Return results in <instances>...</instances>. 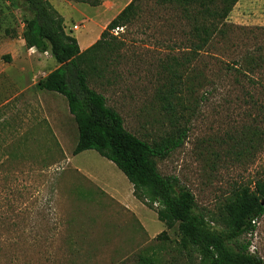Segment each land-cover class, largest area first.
Listing matches in <instances>:
<instances>
[{
  "label": "rangeland",
  "instance_id": "374dc122",
  "mask_svg": "<svg viewBox=\"0 0 264 264\" xmlns=\"http://www.w3.org/2000/svg\"><path fill=\"white\" fill-rule=\"evenodd\" d=\"M129 2L107 3L103 10L67 6L66 32L77 28L73 34L83 41L89 30L101 31L106 12L120 14ZM11 8L9 25L17 36L31 15ZM142 10L132 26L114 33L124 42L119 60L90 77L89 86L106 98L129 133L149 144L176 127L188 130L184 145L158 161L159 172L176 177L193 194L197 212L223 231L226 198L264 178V123L258 111L264 105V69L254 83L238 73L247 54L264 58V0L238 3L208 54L190 68L205 77V89L172 101L173 113L165 101L171 72L183 78L193 74L180 66L187 55L182 51L186 29L175 14L153 11L150 3ZM31 56L29 64L36 51ZM49 98L42 97L48 109L53 105ZM61 98L52 122L42 108L36 113L23 106L15 112L0 109V264H122L144 253L168 264H198L196 255L180 250L178 227L168 230L159 222L157 209L134 197L115 165L94 151L73 156L79 134L73 118L64 117L68 102ZM249 130L262 135L254 150L246 145ZM256 227L247 239L251 252L264 261V217ZM164 232L169 241L157 240Z\"/></svg>",
  "mask_w": 264,
  "mask_h": 264
},
{
  "label": "trees",
  "instance_id": "16d2710c",
  "mask_svg": "<svg viewBox=\"0 0 264 264\" xmlns=\"http://www.w3.org/2000/svg\"><path fill=\"white\" fill-rule=\"evenodd\" d=\"M18 1L31 15L24 22L26 47L40 54H51L59 66L39 82L37 89L67 100L79 134L73 156L94 151L115 165L132 185L134 197L148 208L157 209L159 222L168 230L178 227L180 250L196 255L198 264H264L251 252L252 242L247 239L256 233L257 222L264 217V178L233 190L223 205L225 229L217 231L207 217L197 212L193 194L176 177H164L158 169V161L166 160L184 145L188 130L176 127L168 137L149 144L129 133L122 117L107 106L106 98L89 86L90 77L106 72L113 61L119 60L124 42L114 33L132 26L143 14L142 5L150 3L153 11L175 14L186 29L182 51L187 55L182 57L180 66L186 68V74L194 75L183 78L179 71L171 72L165 101L173 113L172 101L180 102L185 94L194 97L205 89V77L190 68L193 61L208 54L212 40L241 0H133L107 26L100 40L84 52L78 40L66 32L65 19L48 0ZM66 1L92 7L101 5V0ZM242 62L244 67L238 73L254 83V76L264 69V58L247 54ZM226 72L229 74L230 70ZM250 98L255 102L254 97ZM258 111L264 123V105ZM248 134L246 145L254 150L262 135L252 130ZM157 240L166 242L169 237L164 232ZM122 264L168 263L161 256L144 253L135 261Z\"/></svg>",
  "mask_w": 264,
  "mask_h": 264
},
{
  "label": "crops",
  "instance_id": "0c3cea01",
  "mask_svg": "<svg viewBox=\"0 0 264 264\" xmlns=\"http://www.w3.org/2000/svg\"><path fill=\"white\" fill-rule=\"evenodd\" d=\"M129 0H101V5L97 7L98 10H103L105 4H119L124 6ZM133 0H130L132 2ZM49 2L54 6V8L61 14L65 19V24H68V20L64 13L67 6H79L85 4L70 3L66 0H49ZM129 2V4H130ZM128 4V5H129ZM12 6H17L19 10H24L25 7L21 8V2L15 5L14 0H0V109L3 111H19L24 110L21 106L25 107L27 111L31 113H36L40 108L41 111L47 112V122H52L53 118L57 114L56 109H60L62 105V96L58 94H50L48 92L39 91L37 89L38 82L44 80L50 73L55 71L59 66L51 56V54H40L35 49H28L26 43L23 39V33L25 27H22L17 36L11 32L10 29V19ZM93 8V7H92ZM126 8V7H125ZM123 8L122 11L125 9ZM107 21L101 27L99 33L89 30L83 37V41H78L81 51H86L92 47L101 37L103 31L107 28L109 22L114 20L118 14H112L111 11L106 12ZM86 24L90 23L89 19L85 20ZM75 25L73 26V28ZM79 30H71V35L74 36V32ZM77 40L78 38L75 37ZM36 51V56L33 57L34 61L31 64L28 62L31 60V55ZM4 55H10L3 57ZM25 89L24 91H22ZM43 95H49L51 98L47 101H51L53 105L50 104V109L43 106L44 101H42ZM55 105V107H54ZM10 106V107H9ZM42 106V107H41ZM9 107V108H8ZM25 109V110H26ZM65 111V108L63 109ZM69 111V107H68ZM67 113V111H66ZM54 114V115H52ZM49 116V117H48ZM69 114H64V117L69 120ZM72 117V116H71ZM53 126V125H50Z\"/></svg>",
  "mask_w": 264,
  "mask_h": 264
},
{
  "label": "built area",
  "instance_id": "2783aa9c",
  "mask_svg": "<svg viewBox=\"0 0 264 264\" xmlns=\"http://www.w3.org/2000/svg\"><path fill=\"white\" fill-rule=\"evenodd\" d=\"M77 30V28H75Z\"/></svg>",
  "mask_w": 264,
  "mask_h": 264
}]
</instances>
